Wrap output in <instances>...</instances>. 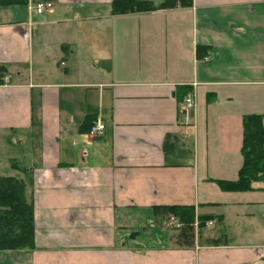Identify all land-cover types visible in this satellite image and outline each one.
Here are the masks:
<instances>
[{"label":"crops","instance_id":"crops-1","mask_svg":"<svg viewBox=\"0 0 264 264\" xmlns=\"http://www.w3.org/2000/svg\"><path fill=\"white\" fill-rule=\"evenodd\" d=\"M190 1L123 15L111 0L0 5V176L25 182L35 242L0 264H264V188L220 185L238 177L243 116L264 127V0ZM154 205L214 218L189 247L153 217L120 222Z\"/></svg>","mask_w":264,"mask_h":264},{"label":"trees","instance_id":"trees-1","mask_svg":"<svg viewBox=\"0 0 264 264\" xmlns=\"http://www.w3.org/2000/svg\"><path fill=\"white\" fill-rule=\"evenodd\" d=\"M21 0H0V5H10ZM191 5L190 0H161L155 4L150 0H111L110 13L123 15ZM201 47H197L200 53ZM3 69L0 67V74ZM188 93L185 89L184 95ZM263 116L247 114L242 118L243 137L240 148L242 164L238 177L233 182H220L225 190L248 191L258 184L264 188V127ZM92 124V123H91ZM89 125V128L91 126ZM166 143L164 147L166 148ZM153 214H170L180 225V245H193L194 230L199 233L214 216L197 215L193 205H154ZM131 233L125 242L135 239ZM217 244L216 240L210 241ZM123 247V242L118 244ZM34 221L32 204L25 198V182L9 176H0V251L34 250Z\"/></svg>","mask_w":264,"mask_h":264},{"label":"rangeland","instance_id":"rangeland-1","mask_svg":"<svg viewBox=\"0 0 264 264\" xmlns=\"http://www.w3.org/2000/svg\"><path fill=\"white\" fill-rule=\"evenodd\" d=\"M138 219L135 218V220L130 221H124L123 222V215L120 217V222L122 224H127V225H131L128 226L127 229L128 230H132V229H146L145 227L142 228V220L146 219V217H153L156 221V224L158 225V228L162 231L164 230V232H167L169 235V246L171 247H175V246H179L182 247L184 245H180L179 241H178V235H179V229H180V225L178 224V221L173 218L170 214H153V212L151 211H139L138 212ZM152 219V218H151ZM153 219V220H154ZM141 221V222H140ZM179 225V226H178ZM175 226V227H174ZM210 228V223H207L205 230L208 231V229ZM204 230V231H205ZM139 235V234H137ZM144 235V237H148L149 234H142ZM197 236H199V233L197 232L196 228L194 230V238L193 240H195L197 238ZM117 243L120 244V242H123V236H118L117 238ZM135 240V239H133ZM199 241L203 242L202 240H200L198 238ZM116 243V245H117Z\"/></svg>","mask_w":264,"mask_h":264},{"label":"built area","instance_id":"built-area-1","mask_svg":"<svg viewBox=\"0 0 264 264\" xmlns=\"http://www.w3.org/2000/svg\"><path fill=\"white\" fill-rule=\"evenodd\" d=\"M50 8H51V4L49 2L39 1L34 4L33 11L37 14H41ZM204 59L207 60L208 58L206 57ZM194 106H195V99L193 97V93L188 92L183 99V107L187 109V108H193ZM103 129H104L103 123L100 121H95L91 124L88 132L90 136L98 137L102 134Z\"/></svg>","mask_w":264,"mask_h":264}]
</instances>
